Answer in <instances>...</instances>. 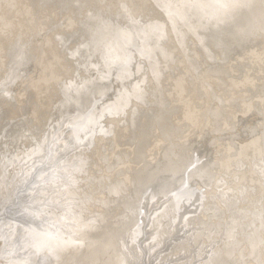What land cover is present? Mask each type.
<instances>
[{
  "label": "bare ground",
  "instance_id": "obj_1",
  "mask_svg": "<svg viewBox=\"0 0 264 264\" xmlns=\"http://www.w3.org/2000/svg\"><path fill=\"white\" fill-rule=\"evenodd\" d=\"M0 264H264V0H0Z\"/></svg>",
  "mask_w": 264,
  "mask_h": 264
},
{
  "label": "snow or ice",
  "instance_id": "obj_2",
  "mask_svg": "<svg viewBox=\"0 0 264 264\" xmlns=\"http://www.w3.org/2000/svg\"><path fill=\"white\" fill-rule=\"evenodd\" d=\"M241 5L238 4H233V5H223V7H239Z\"/></svg>",
  "mask_w": 264,
  "mask_h": 264
},
{
  "label": "rangeland",
  "instance_id": "obj_3",
  "mask_svg": "<svg viewBox=\"0 0 264 264\" xmlns=\"http://www.w3.org/2000/svg\"><path fill=\"white\" fill-rule=\"evenodd\" d=\"M62 163V162H61ZM42 206H44L43 204L42 205H40L39 207H42ZM10 214V216L11 217H15L14 215H11V213H9ZM6 215H8V214H6Z\"/></svg>",
  "mask_w": 264,
  "mask_h": 264
}]
</instances>
